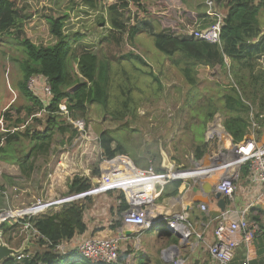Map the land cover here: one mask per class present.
<instances>
[{"label": "trees", "instance_id": "trees-1", "mask_svg": "<svg viewBox=\"0 0 264 264\" xmlns=\"http://www.w3.org/2000/svg\"><path fill=\"white\" fill-rule=\"evenodd\" d=\"M103 1L82 0V5L96 9ZM134 1L137 3L139 0ZM160 1L161 5L172 9L170 11L163 7L164 9L159 11L160 16L156 17L154 27L157 32L154 30L156 33L153 34L155 49L169 57L178 67L189 85L187 92H193L192 97H197L199 92H210L211 89L218 92L217 99L209 96L206 100L204 126L217 111H220L223 115L224 130L232 142L239 143L249 139L252 121L258 126L255 133L262 134L264 119L260 115L264 114V70L257 68L255 57L259 53H264V34L261 35L263 30L258 19L260 12H264V0H210L212 8L223 14L219 44L178 35L182 32L184 23L201 20L200 10L205 17L206 0L203 1L204 4L200 1L196 8H184L179 0ZM177 2L181 4V9L179 4L176 5ZM127 5L128 0H118V3L112 5V9ZM29 17L30 15L17 8L14 0H0V52H3L1 46L11 45H15L20 51L21 76L16 90L22 99L20 106L14 108L9 106L0 114V121L5 126L4 131L0 132V160L15 164L20 173L26 176L33 171V165L38 157L47 159L52 152H57L52 146L56 135L62 136L61 144L70 143L77 136L76 130L60 116L58 105L60 103L66 105L70 119L85 121L89 105L97 103L106 106L110 89L109 59L103 55L101 58L90 49H85L84 45H81L80 53H76L69 37L63 32L64 22L68 18L67 13L46 16L49 34L55 39L48 45L35 44L26 37L24 23ZM116 18L109 15L111 25L107 31L108 35L103 37L109 42L119 44L122 41L121 33L124 32L125 24ZM206 21H209V18ZM138 30L136 26H131L126 35L127 39L132 40ZM79 39L80 37L77 40ZM69 55L76 63L77 70L74 73H70L67 68ZM121 58L136 60L139 63L137 69L146 65L141 56L131 52ZM225 58L229 60V64ZM201 72L207 76L208 80L205 79V82L201 81L199 76ZM150 74L152 75L151 72ZM34 75L43 76L49 84L50 97L45 105L27 87L28 78ZM153 77L157 80L156 76ZM129 102L127 100L122 102L124 110L128 108ZM209 102L212 105L208 104ZM216 102L221 104L218 106L219 109ZM38 114H42V118ZM27 119L38 125L43 124V128L38 129L29 125L26 123ZM21 126L23 130H20ZM98 143L101 157L92 170V175L95 176L99 174V168L105 160L118 154L126 155L124 148L116 142V138L109 130L99 134ZM206 149L207 145L204 142L197 143L193 147L194 158L200 160ZM242 169L243 174H246L247 168ZM180 183L170 182L173 193L177 192ZM90 187L89 178L74 176L69 184L68 194L81 193ZM164 191L165 188L161 196ZM117 198L121 199V203L115 208V217L118 219L127 208V204L121 192ZM3 207V187L0 185V209ZM85 207L84 203L80 204L77 200L63 204L56 211L50 208L36 217H31L29 222L37 233L32 240L36 247H25L22 253L28 254V257L19 261L13 257L2 264H92L76 252L67 251L61 254L58 250L60 244L86 231L83 219ZM113 209L112 206L111 212ZM21 222L22 219L14 224L8 222L0 224L1 238L11 247L14 234L18 236L21 234L20 229H17L18 223ZM119 224L117 220L110 225V229L114 230ZM23 234L19 237L20 240L25 237V233ZM130 254V250L123 252L118 262L124 263Z\"/></svg>", "mask_w": 264, "mask_h": 264}, {"label": "rangeland", "instance_id": "rangeland-1", "mask_svg": "<svg viewBox=\"0 0 264 264\" xmlns=\"http://www.w3.org/2000/svg\"><path fill=\"white\" fill-rule=\"evenodd\" d=\"M179 1L182 5L178 2L176 5L179 4L181 9L180 5L184 8H193L205 0ZM14 2L24 14L30 15L24 23V31L26 37L35 44L48 45L55 40L49 34L46 16L67 13L68 18L64 22L63 32L69 37L76 53L79 54L82 50L81 45H84L85 49H90L101 58L103 55L109 59L110 89L105 107L97 103L88 106L85 113L86 122L84 121L85 133L82 136L78 134L70 143L62 144L60 143L62 136L56 135L52 146L57 152H52L47 159L38 157L33 165V171L28 176L20 173L15 164L0 160V185L3 187L4 205L0 211L28 208L37 200L52 202L71 195L68 194V187L74 176L86 178L95 176L92 175V170L101 157L98 136L104 130L111 131L130 160L142 162L140 168L152 165L157 169L163 157L174 160L181 168H189L184 157L192 152V146L196 141L203 142L206 100L209 96L217 99L218 92L211 89L210 92H199L197 97H192L193 92H187L189 85L178 67L169 57L155 49L153 34L157 32L154 27L156 17L160 10L168 8L171 11L172 8L161 5L160 0H139L137 3L128 0L126 7L115 9H112V5L118 3V0H104L96 9L83 6L82 0H14ZM110 14L125 24L124 32L121 33L122 41L119 44L105 39L111 25ZM221 16L223 18L222 13ZM258 19L263 25L264 12H260ZM131 26H136L139 30L129 41L126 35ZM79 37L81 39L76 41ZM1 50L3 52H0V114L9 106L14 108L22 104L19 91L16 90L21 76L20 51L15 45L1 46ZM128 52L141 56L146 65L137 69L139 63L136 60L121 58ZM67 68L70 73L77 70L76 63L70 55ZM199 76L203 82L207 79L204 72L199 73ZM35 95L44 100L46 98L42 93ZM124 100L130 101L126 110L122 107ZM208 104L212 105L210 102ZM216 104L219 109L220 102ZM217 112L221 115L220 111ZM215 115L211 118L214 124L217 122ZM38 116L42 118V114ZM61 117L70 124V117ZM26 123L38 129L43 128V124L38 125L30 119H27ZM4 129L5 126L0 121V132ZM20 130H23L22 126ZM27 149L28 147L26 151ZM114 194L118 196L119 193ZM114 194L94 195L78 201L84 203L89 210L86 214H95L101 218L110 217L111 214L113 218L114 213L110 209L112 203L113 208L117 207V203L112 202ZM51 208L58 209L59 206ZM160 232V229L153 230L154 238ZM25 234L32 240L35 237L29 231ZM19 235L23 236L22 233ZM20 236L14 234L12 240L14 248L22 245ZM2 241L4 242L3 239ZM131 246L125 249L132 250ZM66 248L61 249L66 251ZM59 251L61 254L64 253L62 250ZM70 252H76L75 248ZM25 257H28V254L23 258Z\"/></svg>", "mask_w": 264, "mask_h": 264}, {"label": "built area", "instance_id": "built-area-1", "mask_svg": "<svg viewBox=\"0 0 264 264\" xmlns=\"http://www.w3.org/2000/svg\"><path fill=\"white\" fill-rule=\"evenodd\" d=\"M206 5L207 12L205 17L202 20L190 22L192 23L190 25L184 23L183 30L178 35L196 38L210 44H219L223 18L220 11L212 8L210 0H206ZM207 18H209V21H206ZM255 60L264 69V53L257 54ZM27 87L32 91L40 89L41 92L34 93H42L46 96L45 100L39 98L44 105L46 104L50 97V87L43 76H30L27 80ZM58 108L61 116L69 117L64 103H60ZM69 123L76 130L77 136L78 134L82 136L85 133L86 124L83 119H71ZM251 126L252 130L249 139L234 143L229 138L230 141L227 142V147H225L226 152H222L220 147H218L208 156V159L209 157L213 159L211 162L214 164L200 162L196 163L192 168L186 169L177 166L167 158L169 165L165 167L163 164L162 169L158 171L152 165L146 168H139L126 155L118 154L104 161L99 168L97 176L88 177L91 181V187L88 190L71 194L52 202L37 200L31 203L28 208L1 210L0 224L2 222L13 224L12 222L15 223L22 219L23 222L19 226L20 230L24 232L29 231L33 236H37L36 230L29 222L31 217H36L48 211L51 207L59 206L60 208L65 203L79 199L109 192H121L123 200L127 204V208L121 213L123 221L127 224L148 228L151 225V222L148 221L151 208L155 204V201L161 197L168 183L172 181L183 182L188 179L201 177L208 179L209 175L216 171H222L221 184L217 186V189L231 202L234 198L236 180L241 167L247 168L248 179L259 185V197H264V138L261 141H257L255 129L258 126L253 121L251 122ZM216 133L226 134L225 130L217 126V122L207 128L205 133L206 139L208 141L212 140ZM216 157H222L219 163H215L217 161ZM117 203L120 204L121 199H118ZM199 207L205 211L203 204H200ZM246 211L247 208L241 210L236 217L232 218L225 211L214 226V239L209 246V253L216 263L229 264L234 257L236 247L240 243L248 245L261 234L258 222L254 219L246 218ZM162 218L154 216L153 223L160 224L159 222H161L160 219ZM184 219L183 215L175 214L171 220L166 221L165 226L169 231L180 230L184 236H188L190 233L184 224ZM61 248H66L64 243L60 244L58 249L64 251V253L70 252L67 248L66 251ZM75 250L80 257L92 264H118L120 238L117 235L85 238L77 242ZM24 255L20 253V256H16L15 258L19 260ZM173 264H179V260H173ZM244 264L247 263L245 262Z\"/></svg>", "mask_w": 264, "mask_h": 264}, {"label": "crops", "instance_id": "crops-1", "mask_svg": "<svg viewBox=\"0 0 264 264\" xmlns=\"http://www.w3.org/2000/svg\"><path fill=\"white\" fill-rule=\"evenodd\" d=\"M196 7L197 6H193V8ZM200 11L202 12L200 18L202 20L203 11ZM261 27L264 32V24H261ZM77 47L79 48L80 45ZM225 61L227 64H229V60L227 58H225ZM255 62L257 68L264 70L259 65L257 60H255ZM215 114L217 126L224 130L223 115H220L218 112ZM250 114L252 115V111ZM260 117L264 119V114H261ZM213 124L214 120L210 118L205 125L203 142L207 145V149L204 156L200 160H196L194 158L193 147L197 144L196 141V144L192 146V152L184 157L189 164V168H192L196 163L200 162L214 164L211 162L213 159H210V157L208 159V156H210L211 153L218 147H220L222 152H226L225 147H227V142L230 141L228 133L225 135L216 133L212 140L208 141L206 139L205 133L207 128ZM255 138L257 141L263 140V133L259 135L256 133ZM216 158L217 161L215 163H219L222 159V157ZM169 160L175 164L174 160ZM135 162V164L133 163L135 166L139 168L142 167L143 164L141 161L135 160ZM163 162L164 160L162 159L161 164L156 170L160 171L162 169ZM242 168L243 167L240 168L239 176L236 180L233 201L230 202L226 199V211L228 212L227 214L229 217L232 218L236 217L241 210L247 208L246 218L254 219L256 222H258L259 226L261 227V234H259L248 245L240 243L236 247L234 257L229 264H244L245 262L247 264H264V197H259V185L254 181H250L247 177V173L243 174ZM209 176V181L217 182L223 176V173L222 171H216ZM107 194H114V192H109L105 195ZM117 197L118 196L114 194L112 196V202L115 201L117 203ZM201 198H203V196L201 195V188L196 178L181 182L177 188V192L175 193H173L170 183H168L165 187L163 196L158 198L151 208L150 215L148 217V221L151 222V225L148 228L125 223L121 214L117 219V217H115L116 206L112 210V212L115 214L113 215V218L111 217V214L110 217L104 216L103 218L95 214H86V212L89 210H87L85 207L83 219L86 224V231L83 234L74 236L73 239L64 242V244L69 251H72V249L75 248L77 242L82 239L94 236L117 235L120 238L119 253L122 254L123 252L125 253L126 251H131L130 257H128V259L126 257L127 260L124 261L126 264H173V260H179V264H218L211 257L209 253V246L212 244L214 239L213 228L221 217L216 218L215 220H210L207 216L206 210L203 211L199 207L200 203L195 202ZM205 198L207 199L206 196ZM210 198L212 201L210 204H208L207 210L216 208V200L212 195ZM112 206L113 203L111 208ZM56 210L57 209H54V211ZM175 214L184 216V224L187 226L190 233L188 236H184L180 230H173L172 232L166 228V221L171 220ZM154 216H157L158 218L163 217L160 219V224L153 223ZM117 220L120 222L119 226L114 230L110 229V225L116 223ZM154 229L161 230V232L157 234L158 236L156 235V238H154V235L152 234ZM20 232L23 234V231L20 230ZM177 234L180 235L181 238H178ZM27 237L28 235L25 234L22 243L27 239ZM29 239L26 248H32L35 246L33 245L34 243L32 239H30V241ZM128 246H131L132 250L129 248L125 249ZM19 247L20 245L17 248H14V246L12 248L18 249ZM124 263L118 262V264Z\"/></svg>", "mask_w": 264, "mask_h": 264}, {"label": "water", "instance_id": "water-1", "mask_svg": "<svg viewBox=\"0 0 264 264\" xmlns=\"http://www.w3.org/2000/svg\"><path fill=\"white\" fill-rule=\"evenodd\" d=\"M262 34H264V32H262L261 35ZM163 160V164L165 165V167H167L169 165L167 158L163 157ZM196 180L199 182L201 195L203 196V198L198 199L195 202H198L205 206L207 216L210 220H215L216 218L221 217V215L226 211L227 207V200L225 196L221 191L217 189V186L221 184V179H219L217 182L209 181L206 177L196 178ZM211 195L216 200V208L207 210L208 204H210V202L212 201L210 198ZM205 196L207 197V199L205 198ZM171 231L173 232V230ZM177 237L181 238V236L178 234ZM28 239L29 237L22 243V245L18 249H14L3 242L0 236V264H2L5 260L13 258L16 255L22 253L25 250V247L28 245Z\"/></svg>", "mask_w": 264, "mask_h": 264}, {"label": "bare ground", "instance_id": "bare-ground-1", "mask_svg": "<svg viewBox=\"0 0 264 264\" xmlns=\"http://www.w3.org/2000/svg\"><path fill=\"white\" fill-rule=\"evenodd\" d=\"M64 160H65V159H64ZM61 161H62V160H61ZM61 164H62V163H61ZM56 180H57V179H56ZM56 180H55V181H56ZM57 181H58V180H57ZM53 183H55V182H53Z\"/></svg>", "mask_w": 264, "mask_h": 264}]
</instances>
